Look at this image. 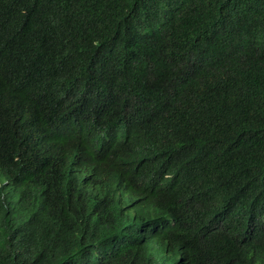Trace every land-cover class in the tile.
Instances as JSON below:
<instances>
[{
    "label": "trees",
    "instance_id": "trees-1",
    "mask_svg": "<svg viewBox=\"0 0 264 264\" xmlns=\"http://www.w3.org/2000/svg\"><path fill=\"white\" fill-rule=\"evenodd\" d=\"M0 264H264V0H0Z\"/></svg>",
    "mask_w": 264,
    "mask_h": 264
}]
</instances>
